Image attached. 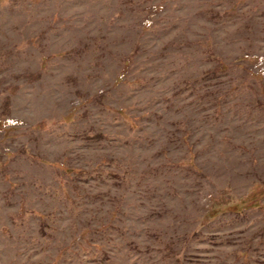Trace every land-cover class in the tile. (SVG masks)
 I'll return each instance as SVG.
<instances>
[{"label":"rangeland","instance_id":"obj_1","mask_svg":"<svg viewBox=\"0 0 264 264\" xmlns=\"http://www.w3.org/2000/svg\"><path fill=\"white\" fill-rule=\"evenodd\" d=\"M0 264H264V0H0Z\"/></svg>","mask_w":264,"mask_h":264}]
</instances>
